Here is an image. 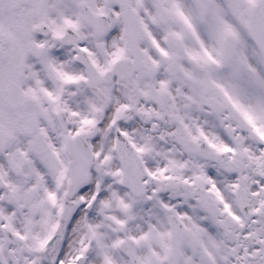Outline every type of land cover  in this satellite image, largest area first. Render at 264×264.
I'll return each mask as SVG.
<instances>
[{"label":"snow or ice","instance_id":"obj_1","mask_svg":"<svg viewBox=\"0 0 264 264\" xmlns=\"http://www.w3.org/2000/svg\"><path fill=\"white\" fill-rule=\"evenodd\" d=\"M0 264H264V0H0Z\"/></svg>","mask_w":264,"mask_h":264}]
</instances>
